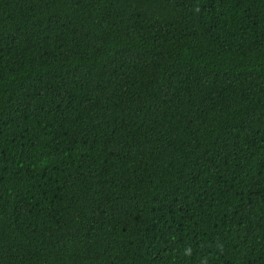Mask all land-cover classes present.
Instances as JSON below:
<instances>
[{
  "label": "trees",
  "instance_id": "obj_1",
  "mask_svg": "<svg viewBox=\"0 0 264 264\" xmlns=\"http://www.w3.org/2000/svg\"><path fill=\"white\" fill-rule=\"evenodd\" d=\"M0 264H264V0H0Z\"/></svg>",
  "mask_w": 264,
  "mask_h": 264
}]
</instances>
